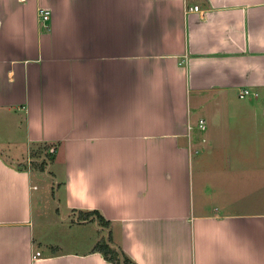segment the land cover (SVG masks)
Here are the masks:
<instances>
[{
	"label": "crops",
	"instance_id": "0c3cea01",
	"mask_svg": "<svg viewBox=\"0 0 264 264\" xmlns=\"http://www.w3.org/2000/svg\"><path fill=\"white\" fill-rule=\"evenodd\" d=\"M0 146V264H112L91 210L133 264H264V0H0Z\"/></svg>",
	"mask_w": 264,
	"mask_h": 264
},
{
	"label": "rangeland",
	"instance_id": "374dc122",
	"mask_svg": "<svg viewBox=\"0 0 264 264\" xmlns=\"http://www.w3.org/2000/svg\"><path fill=\"white\" fill-rule=\"evenodd\" d=\"M206 116H207L206 110L205 111L199 110L198 112H194V111L192 112V121L196 125H197V119L200 117H202L203 120H205V122H206L205 123V129L200 130L198 128L200 130L199 135H201V137H203L205 140L208 139L209 136H211L212 132H213L212 130L209 129V122L207 121ZM16 141H19V140H16ZM207 143H208V140H207ZM207 143H202V146H205ZM6 147L0 146L1 149L6 148ZM12 149H15V151L18 152L17 156L21 157V155H22V158H24L23 164L27 165V166L28 165L30 166L31 163H33L34 166L38 167L39 164L41 163V160H43L45 158L44 161H46V163H47L45 168H47L49 163H51L54 159V156H53V159L50 161L47 154L45 156V153H44V150H42L41 144L36 145V146L28 149V153H27L25 146H22L20 142H17V144L15 146H12ZM51 150H53V149L50 147V151ZM20 151H23V152L20 153ZM32 152L40 153V157L37 159H33V161L32 160L30 161V158H32V156H31ZM205 153H206V151H204L203 152L204 155L202 154L203 156L201 155V157H200V159H202V161H200L199 163L196 161V163H194L192 166L193 174L197 172L200 179H203V177L205 178V174H206L207 166H208V164L205 160V156H206ZM53 154H54V151H53ZM220 155H221V153L215 154L216 158H215V160H213L215 162V164H213L214 165L213 171L218 172L219 176L222 177L221 172L224 170L223 169L224 166H223V161H222V158L220 157ZM38 185L40 187L39 190H41V192H42L41 202L39 203V209H38L40 222H42V227H43L44 233L47 235V237L52 238L54 235L58 234V227H55L56 225H53V222L56 220H59V216L57 215L56 210H55L56 205L52 200V194H51L52 187H51V184H50V181H49L47 174L45 176V180H43V181L41 180L40 182H38ZM61 218H62V215H61ZM40 230H41V227H40ZM107 232L108 231L105 230L104 228L101 229L100 230V233H102L101 237L106 239L107 234H108Z\"/></svg>",
	"mask_w": 264,
	"mask_h": 264
},
{
	"label": "trees",
	"instance_id": "16d2710c",
	"mask_svg": "<svg viewBox=\"0 0 264 264\" xmlns=\"http://www.w3.org/2000/svg\"><path fill=\"white\" fill-rule=\"evenodd\" d=\"M42 150H44L45 156L47 154L50 161L53 159V151H50V147L53 146L47 145V144H41ZM32 159H37L40 157V153H34L31 154ZM45 159V158H44ZM41 160V163L38 167L34 166L33 163H31V166L38 170H44L46 167V161ZM33 161V160H32ZM35 161V160H34ZM78 219L79 220H91L96 221V223L101 226L102 228H109L110 223L108 220H106L97 210H91V211H78ZM94 251L100 252L105 259L110 261L112 264H133V262L125 255V253L121 250L120 247L114 245L112 241V237L110 234V231L107 234V238L100 237L96 243L93 246Z\"/></svg>",
	"mask_w": 264,
	"mask_h": 264
},
{
	"label": "built area",
	"instance_id": "2783aa9c",
	"mask_svg": "<svg viewBox=\"0 0 264 264\" xmlns=\"http://www.w3.org/2000/svg\"><path fill=\"white\" fill-rule=\"evenodd\" d=\"M188 9L191 11H197L198 7L192 6V7H189ZM38 15H39L40 21L47 22V20L49 19L50 11L48 9H45V8H39ZM248 95L256 96V92H251V91H249V89H246V88L242 89L238 92L239 98H244ZM197 126L201 130L205 129V121L202 118H199L197 121ZM38 254H39V252H36L35 256ZM35 256H33V257L35 258Z\"/></svg>",
	"mask_w": 264,
	"mask_h": 264
}]
</instances>
